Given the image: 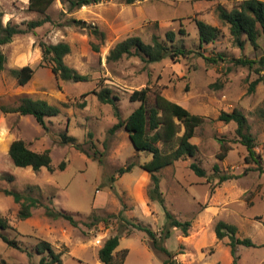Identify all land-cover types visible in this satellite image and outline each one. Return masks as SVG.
Returning a JSON list of instances; mask_svg holds the SVG:
<instances>
[{"label":"rangeland","instance_id":"rangeland-1","mask_svg":"<svg viewBox=\"0 0 264 264\" xmlns=\"http://www.w3.org/2000/svg\"><path fill=\"white\" fill-rule=\"evenodd\" d=\"M239 3L143 0L127 4L125 0H107L69 12L67 5L56 0L46 13L50 22L15 36L1 47L6 64L0 72V105L15 107L21 98L29 96L58 106L61 112L46 119L45 130L32 116L0 111V216L11 225L6 231L0 230V234L25 249L9 247L0 238V264H39L42 255L36 253V245L40 240L49 242L61 254L62 264H102L98 251L116 235L121 236L117 255L128 250L125 264H163L167 256L152 248L149 236L121 219L123 216L149 227L158 239L162 235L166 218L159 202L149 198L150 175L139 166L122 176L116 174L131 162L141 164L151 157L135 152L124 128L110 132L117 123L112 106L101 103L95 94L84 96L104 87L111 89L119 97L118 107L126 119L140 105L130 101L131 93L147 86L151 89L150 105L154 103L155 91L160 90L167 99L204 119L191 140L198 147L197 155L178 161L159 174L166 208L176 219L191 222L187 237L181 230L171 229V236L161 240L162 245L180 264H233L229 238L220 241L214 232L216 224L224 221L238 228L240 239L248 238L256 246H238L237 264H264V174L255 170L257 164L246 162L248 151L239 142L237 124L219 120L223 111L231 113L237 109L245 115L264 167V81L254 93H249V85L258 75L231 62L233 58L256 59L263 50L255 51L249 44L243 50L238 48L217 13L219 5L232 10ZM28 5L29 0H0L3 23L26 28L29 21L45 16L30 12ZM71 19L97 27L104 37L72 25ZM195 20L218 27L221 36L200 48ZM181 29L184 35L180 34ZM168 32L176 34L175 46L192 54L155 63H146L136 56L108 61L111 49L133 36L148 44L158 37L168 46L173 45L166 39ZM41 42L68 43L71 52L64 58L65 63L89 80L63 81L52 72L50 64L41 65ZM199 53L204 57L222 54L225 60L211 64ZM26 65L35 74L26 86H19L10 71ZM64 133L75 137L80 149L63 144ZM16 139L25 141L36 152L50 150L54 172L16 167L8 154ZM220 140L231 147L224 160L218 158ZM62 162L64 171L58 168ZM193 162L206 170V177L194 174L190 169ZM221 175L232 178L220 183ZM5 190L32 196L41 204L33 210L32 217L21 220L20 205ZM47 206L72 214L78 226L63 218L48 217ZM128 231L132 232L130 236Z\"/></svg>","mask_w":264,"mask_h":264},{"label":"trees","instance_id":"trees-1","mask_svg":"<svg viewBox=\"0 0 264 264\" xmlns=\"http://www.w3.org/2000/svg\"><path fill=\"white\" fill-rule=\"evenodd\" d=\"M56 0H29L28 10L30 12L45 15L38 20H32L26 23V28L19 25L3 23L4 14L0 7V72L5 69L6 56L2 52L1 47L12 42L13 38L18 35L28 34L44 26L51 21V18L46 15L50 7ZM63 4L68 6V11L81 9L85 6L98 4L107 0H60ZM136 1L143 0H125L127 4H133ZM214 1V0H208ZM240 3L232 10H227L222 6L217 7V13L220 21L228 26L230 35L234 38L235 45L243 50L246 44H249L255 51H262L260 57L256 59L239 58L231 59V62L237 66L247 67L258 75V77L249 85V93H254L256 87L264 81V49L262 48V41L264 42V0H239ZM200 48L204 45L214 43L220 36L221 30L218 27L207 24L202 20H195ZM70 23L79 26L83 29H88L91 34L95 36L104 37L97 27L87 24L82 20L71 19ZM180 34L184 35L185 31L180 30ZM174 32H168L166 39L172 42L173 45H167L160 41L158 37L152 39V43H145L140 37L133 36L125 39L124 41L115 45L108 55V61L118 62L124 57H140L146 63L160 62L167 57L178 58L187 57L192 54L191 51L186 50L184 47L175 46ZM42 50L43 64H50L52 72L63 81H71L74 83L86 82L89 80L87 75H81L77 70L69 67L64 58L70 54L71 47L68 43L60 42L57 44L40 43ZM199 56L204 57L202 53ZM205 60L211 64H219L225 60V56L217 54L216 57H204ZM11 75L16 79L19 86H26L34 77L35 70L29 66L15 68L10 71ZM150 87H145L141 90H135L131 93L129 99L132 102H139L140 105L126 118L123 119L118 107L119 97L113 94V91L107 87L102 88L100 91H92L86 93L95 94L99 101L103 104L112 106L117 123L110 129L111 133L124 128L128 133L130 141L133 143L135 152L138 154L145 153L151 158L141 164L131 162L124 167H121L116 174L122 176L130 173L136 166L147 172L151 178V190L149 191V198L152 201H158L163 207L166 224L162 229V235L158 239L155 232L149 227L139 223H132L125 217H121L122 221L131 225L138 231L145 232L151 239L152 248L163 252L167 258L163 260V264H180L173 259L171 252L162 245L161 240H166L171 236V229L181 230L183 236L189 235L191 228L190 221H180L176 219L173 214L166 208L163 193L160 189V172L165 168L172 166L178 161L185 160L186 158H194L198 153L197 145L193 144L191 140L196 135V130L204 123L203 117L192 114L187 108L182 105L167 99L163 93L158 90L155 91V99L152 105L149 104ZM82 107L85 105L82 104ZM0 111L3 114H19L22 116H32L36 122L45 130L47 127V118L56 117L60 114L61 110L58 106L52 105L42 99H33L25 96L20 99V102L15 107H6L0 105ZM219 120L225 123L234 122L237 124L236 134L239 142L244 145L248 151L246 157L247 163L257 164L255 170L264 174V167L261 163V158L256 152L255 138L251 134L250 126L248 125L245 115L235 109L233 112H222ZM182 135L179 136L180 132ZM62 143L65 145H72L76 149H80V144L75 137L69 136L64 133L62 136ZM170 147L164 150L160 147ZM230 145L226 141L220 140V154L219 160H224L229 151ZM14 165L19 168L31 167L34 171H39L46 168L49 172H54L52 164V157L50 150L43 152H36L31 150L25 141L21 139L14 140L8 152ZM60 171H64L65 162L58 166ZM190 169L198 177H206V170L200 167L196 162L190 164ZM215 170L218 171L217 165ZM232 177L221 175L219 182H225ZM111 180H116L115 176ZM5 193L12 196L14 201L20 205L18 217L21 220H26L33 215V210L40 206L38 199L24 195L20 192L5 190ZM45 214L52 219L63 218L70 222L74 227L78 226V221L70 213L64 211H56L50 207H45ZM11 228L10 222L7 218L0 216V230L6 231ZM215 235L218 240L229 238V246L233 257V264H237V247H256L254 243L246 238L240 239L238 228L224 221H219L215 226ZM131 231L127 232L130 236ZM0 238L9 247L23 250L20 244L13 239H10L5 234L1 233ZM121 236L116 235L106 240L104 245L98 251V257L102 264H125L128 250H124L121 256L117 255V249L120 245ZM28 253V252H27ZM36 253L42 255L39 264H62L61 254L56 253L51 244L45 240H40L36 245ZM30 254V253H28Z\"/></svg>","mask_w":264,"mask_h":264},{"label":"water","instance_id":"water-1","mask_svg":"<svg viewBox=\"0 0 264 264\" xmlns=\"http://www.w3.org/2000/svg\"><path fill=\"white\" fill-rule=\"evenodd\" d=\"M133 144V143H132Z\"/></svg>","mask_w":264,"mask_h":264}]
</instances>
